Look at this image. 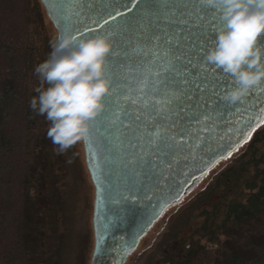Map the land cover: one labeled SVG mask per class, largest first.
<instances>
[{"label": "trees", "instance_id": "trees-1", "mask_svg": "<svg viewBox=\"0 0 264 264\" xmlns=\"http://www.w3.org/2000/svg\"><path fill=\"white\" fill-rule=\"evenodd\" d=\"M44 10L40 0H0V175L17 185L18 211L16 228H4L1 211L9 214L0 204L2 264H67L64 248L75 244L74 214L68 226L65 214L70 172L63 173L69 161L73 168L80 162L77 144L60 152L47 136L51 122L30 108L41 87L35 67L52 51ZM14 114L24 133L17 143L6 130ZM245 143L244 153L178 214L161 257L145 264H264V123Z\"/></svg>", "mask_w": 264, "mask_h": 264}, {"label": "snow or ice", "instance_id": "snow-or-ice-1", "mask_svg": "<svg viewBox=\"0 0 264 264\" xmlns=\"http://www.w3.org/2000/svg\"><path fill=\"white\" fill-rule=\"evenodd\" d=\"M206 5L205 0H110L97 13L94 0H59L76 39L113 25L107 32L113 41L107 57L111 89L105 109L92 126L107 132L105 140L124 151L133 170L120 200L154 197L153 188L166 180L184 149L194 159L213 134L216 121L225 119L233 108L249 104V100L238 106L221 103L224 84L203 55L205 44L214 43L206 33L218 31L214 16L205 20ZM122 8L132 10L127 18ZM132 33L144 42L128 41L132 47L121 48L117 38ZM134 57L143 63L133 66ZM257 93L264 95V85H257L251 95ZM257 123H264V102ZM87 141L91 153V137ZM166 186L171 189L170 184ZM181 193L182 188L174 196L171 191L168 197L162 196L157 215L182 200ZM98 240L102 242V235L98 234Z\"/></svg>", "mask_w": 264, "mask_h": 264}, {"label": "water", "instance_id": "water-1", "mask_svg": "<svg viewBox=\"0 0 264 264\" xmlns=\"http://www.w3.org/2000/svg\"><path fill=\"white\" fill-rule=\"evenodd\" d=\"M40 1L55 27L57 35H74L71 27L68 26V21L65 19L66 11H62L58 7L59 0ZM109 3L110 0H94L95 11L99 13ZM122 11L125 13V18H127L132 10L122 8ZM204 11L207 13L206 21L213 16L215 17L216 29L224 26V21L217 9L206 5ZM133 14H135V10ZM92 27L98 28L99 26L93 24ZM112 27L113 25L110 23L104 29L90 35H84L79 39L107 34ZM195 32L196 29L193 28V33ZM216 33L217 31L207 32L206 35L211 36L215 41ZM261 39L264 42V37ZM128 41L144 42L138 39L134 33L117 38L116 42L121 48H131L132 44L126 43ZM213 44H205L204 56ZM132 63L135 66L137 63H143V61L140 57H134ZM107 67L109 75L110 67L108 64ZM212 70L218 74L219 80L224 84L223 96L225 91L233 86V79L214 66H212ZM260 85H264V83ZM256 88L257 86L254 89ZM253 90L245 99L249 100V104L233 108L231 112L227 113L225 119L216 121L213 134L206 143L201 144L194 159L188 156V150L184 149V154L170 166L171 172L166 173V180L160 181L159 187L153 188L156 195L153 197L150 194L147 199L120 200L119 194L128 185L133 170L127 164L124 151L118 148L114 142L105 140L104 136L107 135V132L99 131L98 128L94 130L91 122L89 137L92 140V152H89L88 141L86 145L83 144L87 170L95 188L92 216L94 247L90 264H125L154 224L162 218L168 208L177 204V202L170 203L162 214L157 215L164 203L162 196L168 197L169 191L174 196L182 188L181 194L184 197L198 185L218 161L226 158L229 156V152L232 153L245 143L253 130L262 124H258L257 121L261 111V102H264V95L257 93L256 96H253L251 95ZM221 103L227 106L232 105L224 100ZM236 105L238 106L240 103ZM217 115H223V113H217ZM168 176H170V179H168ZM137 179L143 178L138 177ZM168 184L171 185V189L166 186ZM98 234L102 235V242L98 240Z\"/></svg>", "mask_w": 264, "mask_h": 264}, {"label": "clouds", "instance_id": "clouds-1", "mask_svg": "<svg viewBox=\"0 0 264 264\" xmlns=\"http://www.w3.org/2000/svg\"><path fill=\"white\" fill-rule=\"evenodd\" d=\"M205 2L218 10L224 21L205 62L233 79L223 100L241 103L264 83V0ZM50 46L48 59L35 67L41 87L36 89L39 95L31 99L30 108L51 122L47 136L64 152L77 143L87 144L91 122L106 107L112 37L98 34L77 41L73 35H57Z\"/></svg>", "mask_w": 264, "mask_h": 264}, {"label": "rangeland", "instance_id": "rangeland-1", "mask_svg": "<svg viewBox=\"0 0 264 264\" xmlns=\"http://www.w3.org/2000/svg\"><path fill=\"white\" fill-rule=\"evenodd\" d=\"M43 16L47 30L50 33L51 40L53 41L54 37L57 36V31L47 14ZM15 114L10 117L9 123L6 125V130L9 134H11L17 143L22 142L24 133L22 124L18 122ZM245 150L246 143L237 148L230 156L215 164V166L192 191L185 195L179 203L168 208L162 218L154 224L150 231L141 240L139 246L129 256L125 264H145L151 258V256L153 258L161 257L163 252V242L168 237V231L172 227L179 226L180 219H178V214L194 203L197 195H199L208 186V183L210 182L211 178H213V175L229 166L236 158L241 156ZM74 153L78 155L80 162H78L77 159L74 162L75 168H73L68 159L69 163L67 164V167L69 170L64 172L63 175H66L68 172H70L66 179L69 180V185H72V188L65 199V205L67 207V212L65 214L67 215V226L69 216H71L72 213L74 214V217L73 215L72 217L75 218L73 228L75 234V244L72 248H64L62 263L65 260L67 264H90L94 247L92 216L95 188L87 170L83 144L77 143ZM11 181L12 178L9 174L6 173V175H4L2 173V175H0V204L2 205V209L7 208L9 214H6L8 217L4 218L5 215H3L1 211L2 221L5 225L4 228L7 226H11L13 228L15 227L17 219L16 215L18 213L15 208V201L13 199L14 195L16 194L17 185ZM1 183L3 186H1ZM1 197H3L2 200ZM71 209L73 210L71 211ZM69 228L66 230V234H64L67 240ZM3 238L4 236L2 235V237H0V244L2 243ZM66 239L64 238V240ZM2 259L4 258H0V264L3 263Z\"/></svg>", "mask_w": 264, "mask_h": 264}]
</instances>
